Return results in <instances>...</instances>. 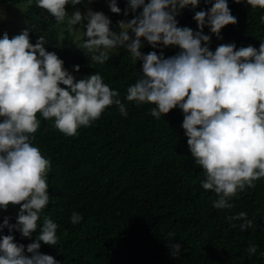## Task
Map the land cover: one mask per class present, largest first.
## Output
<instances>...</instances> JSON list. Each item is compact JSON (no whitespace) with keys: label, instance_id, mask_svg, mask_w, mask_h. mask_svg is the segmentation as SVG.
Returning a JSON list of instances; mask_svg holds the SVG:
<instances>
[{"label":"clouds","instance_id":"9594fccd","mask_svg":"<svg viewBox=\"0 0 264 264\" xmlns=\"http://www.w3.org/2000/svg\"><path fill=\"white\" fill-rule=\"evenodd\" d=\"M34 2L56 22H65L69 33L73 26L83 25L86 39L76 46L94 64H104L118 47L128 51L134 64L142 62V73L127 87L125 100L153 105L150 115L156 119L174 108L182 110L181 127L188 150L203 170L202 188L217 195L212 201L215 209L232 208V197L246 187L254 188L255 181L264 178V39H260L259 48H237L231 42L213 51L210 35L203 32L207 26L221 38L224 26L237 23L228 0H214L207 11H195L196 31L178 26L176 17L180 9L195 8L200 0H128L125 15L141 6L142 11L130 20L119 21V31L112 30L110 18L102 11L89 7L83 13L75 9L69 14L65 6L81 0ZM245 3L264 9V0ZM108 6L113 13L121 12L116 0H109ZM259 22L264 24V14ZM30 31L24 28L11 38L7 32L0 35V210L18 206L15 223L6 216L0 229L7 227L9 233L16 230L23 237L36 234L26 246L15 242L12 234L0 235V264H61L39 251L41 242L57 244L58 225L43 216L37 233L38 221L50 201L47 181L52 168L51 159L32 143L41 123L37 113L62 134L74 136L110 105L118 106L122 116L128 112L119 92L105 83L99 72L77 79L56 52L46 50L44 36L35 43L30 41ZM141 38L153 49L177 46L180 51L168 57L156 51L144 54ZM79 68L73 65L75 71ZM82 218L73 211L70 221L77 224ZM226 219L241 220L242 230L252 223L245 212ZM174 235L167 233L169 238ZM171 241L166 242L176 256L181 244ZM257 250L252 243L247 249L250 255Z\"/></svg>","mask_w":264,"mask_h":264},{"label":"trees","instance_id":"16d2710c","mask_svg":"<svg viewBox=\"0 0 264 264\" xmlns=\"http://www.w3.org/2000/svg\"><path fill=\"white\" fill-rule=\"evenodd\" d=\"M85 1L68 4L66 10L70 14ZM211 2L214 0H200L195 8L189 5L180 9L178 26L198 30L193 15L207 11ZM9 3L29 4L26 19L32 43L44 36L46 50L56 52L77 79L99 72L104 82L119 92L128 112L122 116L118 106L110 105L92 125L79 128L74 136L62 134L37 113L41 123L32 143L52 162L47 181L50 201L38 221L37 233L43 216L58 225L57 244L41 242L39 251L61 264H264L260 255L264 252V178L255 181L254 188L246 187L232 197V208L215 209L212 201L217 195L202 188L203 170L188 150L181 127L182 110L174 108L156 119L150 115L153 105L125 100L127 87L142 73V62L134 64L128 51L119 47L117 52H110L104 64H94L83 50L74 51L62 40V22H56L34 0H0V6ZM228 6L237 23L224 26L221 38L205 26L210 49L231 42L237 48H259L260 39H264L259 17L264 9H253L245 0H228ZM127 7L128 0H121L117 14L132 19L142 11L141 6L125 15ZM65 34L69 35L67 30ZM141 39L144 54L156 51L168 57L180 51L177 46L153 49ZM73 65H79V71ZM17 208L9 205L7 210H0V223L6 216L15 223ZM73 211L83 217L77 224L70 221ZM239 212L246 213L251 227L242 230L241 220L226 219ZM168 232L174 237H167ZM7 234L26 246L36 233L23 237L16 230L9 233L7 227L0 229V235ZM169 239L181 244L176 256L166 242ZM250 243L258 246L256 254L248 253ZM25 254L31 255L26 247Z\"/></svg>","mask_w":264,"mask_h":264},{"label":"rangeland","instance_id":"374dc122","mask_svg":"<svg viewBox=\"0 0 264 264\" xmlns=\"http://www.w3.org/2000/svg\"><path fill=\"white\" fill-rule=\"evenodd\" d=\"M117 6L119 7V4L121 0H116ZM109 0H91L89 3V0H86L84 4L78 8L82 13L87 10V8H91L93 11H102L105 15H107L111 20V28H116L112 30H117L118 28V22L121 20L127 21L130 20V18H125L121 15H118L117 13H113L110 11L108 6ZM29 4L28 3H22V4H5L0 6V35H2L4 32H7L9 34V37L18 34L20 30L24 28H28V22L26 19V10L28 9ZM73 9L72 11H74ZM71 11V12H72ZM70 12V14H71ZM180 13V12H179ZM179 15V14H178ZM177 15V16H178ZM177 18V17H176ZM62 30V40L69 44L74 51H81L82 49H79L76 45H79L82 43L86 37H84L83 33L85 31L82 24H78L73 26V32L69 33V35H66L67 28L65 27V22H62L61 25ZM130 37H133V34L129 33ZM119 49L115 48L112 51L117 52Z\"/></svg>","mask_w":264,"mask_h":264}]
</instances>
